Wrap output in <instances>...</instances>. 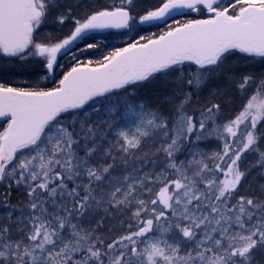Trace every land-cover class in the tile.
Segmentation results:
<instances>
[{
  "label": "rangeland",
  "instance_id": "rangeland-1",
  "mask_svg": "<svg viewBox=\"0 0 264 264\" xmlns=\"http://www.w3.org/2000/svg\"><path fill=\"white\" fill-rule=\"evenodd\" d=\"M45 1L48 8L42 31L37 34L40 40L63 39L87 16L83 0ZM120 1L122 4L125 0ZM249 3L264 6V0H224L220 9L233 15ZM159 4L157 0L129 2L133 10L140 12ZM156 29L140 30L136 25L123 33L93 36L61 60L58 72L64 66L71 69L88 62L101 63L117 50L152 38ZM21 60L0 61V78L14 87L42 89L48 77L42 70L43 57L31 53ZM11 69L16 73L10 75ZM183 71L158 77L149 92L138 93L136 101L131 91L57 122L37 147L18 157L9 170L8 187L19 181L27 184L29 178L60 165L65 177L60 189L41 203L38 220L22 206L1 202L0 264H88L99 253L95 250L98 244L103 246L120 234L121 229H114L113 213L125 214L129 219L148 207L153 214H160L159 218L174 219L177 225L187 227L180 233L172 225L150 221L141 229L139 247H134L137 252L141 250L138 257L121 261L125 252L120 248L97 264H140L139 260L145 264H264V246L252 240L254 233L233 230L221 218H214L228 207L224 194L235 187L239 178L235 190L240 195L264 194V168L256 164L264 154V108L261 102L250 99L264 86V60L230 57L214 71L197 73L192 90L184 87ZM187 103L194 113L202 111V122L215 109L212 123L207 120L208 126L199 128L202 122L181 111ZM250 123L253 128L259 124V129L255 147L248 149L250 142L245 138ZM159 142L168 143L166 162H141L155 155ZM188 142L191 145L178 159ZM236 149L240 155L245 154L244 173L239 166L234 172L223 169V159H233ZM112 153L128 166L116 168L110 175ZM225 173L232 177L228 187L224 185ZM173 175L182 176V182L172 179ZM82 187L84 197L78 191ZM138 193L147 198L137 197ZM167 193L170 198L164 206L162 200ZM92 201L91 206L96 204L101 209L112 201L111 217L101 226L87 207ZM120 239L123 241V237Z\"/></svg>",
  "mask_w": 264,
  "mask_h": 264
},
{
  "label": "water",
  "instance_id": "water-1",
  "mask_svg": "<svg viewBox=\"0 0 264 264\" xmlns=\"http://www.w3.org/2000/svg\"><path fill=\"white\" fill-rule=\"evenodd\" d=\"M222 0H167L142 15L140 26L164 24L203 8L207 18L186 22L142 44L116 53L99 66L72 69L59 88L25 92L0 88V185L17 156L39 144L60 117L78 112L91 102L147 82L174 67L191 64L200 70L216 67L230 52L264 58V6L249 4L235 16L217 9ZM44 10L37 0H0V50L14 58L30 47ZM132 21L127 9H105L78 25L61 43L50 47L44 69L54 78L60 57L92 34L122 32ZM46 48L40 47L44 52ZM166 203V201H164Z\"/></svg>",
  "mask_w": 264,
  "mask_h": 264
},
{
  "label": "trees",
  "instance_id": "trees-1",
  "mask_svg": "<svg viewBox=\"0 0 264 264\" xmlns=\"http://www.w3.org/2000/svg\"><path fill=\"white\" fill-rule=\"evenodd\" d=\"M84 4H86V11L87 15L92 14L96 8L104 9L108 7H116V6H123V7H130L129 2L132 0H125L122 4L120 0H113L115 3L111 5L110 1L106 0H83ZM160 2H163L164 0H157ZM93 2H96L94 4ZM162 32V30H157L156 34H159ZM242 61H247L248 59L240 58ZM184 72L186 73V77L181 78L185 81L184 87L186 89H193V79L194 76L197 74V70L190 67H185ZM179 79V80H181ZM188 86V87H187ZM151 84H146L142 86H137L133 88L132 90L134 92L140 93L144 90H148V92L153 88H151ZM136 95V96H137ZM132 98L133 101H135V97ZM255 97V98H254ZM146 99V96H145ZM253 100H257V102H261V107L264 108V86H260L258 91L250 98ZM182 112H185L189 114L190 116L194 117V121H197L198 117L201 113H194L192 110V106L190 103L185 104V106L181 110ZM259 116V113L257 114V117ZM244 120H248V116L244 117ZM259 129V124L256 123V127L252 129H248V143L252 144L255 140V135ZM248 144V145H249ZM250 146V145H249ZM158 152V151H157ZM154 157H151L147 159L148 161H162V157L164 156V152L160 156L156 158V154ZM113 158L112 162L109 163V171L114 172L116 168H122L124 166H128L124 159H120L118 155H114L113 153L109 155V159ZM146 159L142 160L141 162H144ZM110 161V160H109ZM230 163V161H229ZM259 167L262 169L264 168V154L261 155V158L259 157L258 161ZM244 172V170H242ZM241 171V172H242ZM126 175L125 171H123L122 176L124 177ZM65 177V170L62 169V166L60 165L58 168L54 170H46L42 173H39L37 176L33 178H29L28 183L25 184L23 181H19L17 184H11L10 187H8L5 184H3L0 187V202L7 201L12 206H22L31 217H35L37 220L40 217L39 211L41 203L44 201L45 198H48L50 194L60 189L61 187V180ZM174 179H176L178 182H182V176L179 175H173ZM221 181V178H220ZM225 185V184H224ZM84 188L78 189L81 196H85V190ZM220 190V189H219ZM221 190L223 191V186L221 187ZM219 192V191H218ZM224 192V191H223ZM146 194H137V197L147 198L145 196ZM239 192H233V193H226L224 194V200L227 204V208L221 212V214H218L219 216H214L215 219L221 218L224 224H230L232 226L233 230H241L243 232H252L253 235V241L257 242L258 244L264 246V194L262 195H245L240 197ZM73 197V196H72ZM82 199V198H81ZM148 200V199H147ZM111 202L108 201V204L105 206V208L101 209L96 204L92 205L93 213L92 217L97 219L99 221L100 226L103 222L109 221V218L111 217ZM116 201L113 200V203ZM93 203V201H92ZM224 204V203H223ZM206 207V206H204ZM207 208V207H206ZM223 213V214H222ZM158 213L153 214L151 212L150 207L147 208V211L141 214H138L136 216H133L132 218H127V215L125 214H119L113 213V216L116 217V226L114 229H121L120 234L118 237L113 238L112 240H109L101 246L98 244L95 248V250L100 251L97 255H94L91 257V261H89L88 264H96L99 260H103L106 255L113 253L114 251L122 248L124 250V260L133 259L134 255L138 257L140 255L141 250L138 249V252L135 251V246L139 247L140 242H142L141 239V233L143 232L141 229L143 227L146 228L147 223L152 221L154 225H158L159 223L163 224H169L174 227L181 233L184 231L185 224H179L177 225L173 220L174 219H167V218H159ZM120 236L123 237V241L120 239ZM193 239V238H192ZM225 244H230L228 241L224 240ZM112 245L111 248L106 247ZM137 254H135V252ZM240 256V255H234ZM140 264H145L142 260L138 261Z\"/></svg>",
  "mask_w": 264,
  "mask_h": 264
},
{
  "label": "flooded vegetation",
  "instance_id": "flooded-vegetation-1",
  "mask_svg": "<svg viewBox=\"0 0 264 264\" xmlns=\"http://www.w3.org/2000/svg\"><path fill=\"white\" fill-rule=\"evenodd\" d=\"M15 62H18V61H15ZM9 73H10V75H12L13 73H16V72H15L13 69H11V71H10ZM9 73H8V74H9ZM2 83H6V84H9V85H12V84H11V83H9V82H2ZM9 85H8V86H6V85H5L4 87H8V88H14V87H12V86H9Z\"/></svg>",
  "mask_w": 264,
  "mask_h": 264
}]
</instances>
